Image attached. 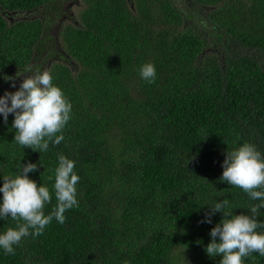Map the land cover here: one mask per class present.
<instances>
[{
	"label": "trees",
	"instance_id": "trees-1",
	"mask_svg": "<svg viewBox=\"0 0 264 264\" xmlns=\"http://www.w3.org/2000/svg\"><path fill=\"white\" fill-rule=\"evenodd\" d=\"M55 1L0 0V97L32 66L72 105L64 141L41 153L16 144L14 115H0V187L33 163L29 178L51 192L63 154L78 207L14 255L0 249V264H220L205 249L223 215L201 223L208 206L228 199L226 211L247 215L260 202L221 177L227 151L251 143L264 156V0H81L60 27L38 15ZM55 205L53 192L45 214Z\"/></svg>",
	"mask_w": 264,
	"mask_h": 264
},
{
	"label": "clouds",
	"instance_id": "clouds-1",
	"mask_svg": "<svg viewBox=\"0 0 264 264\" xmlns=\"http://www.w3.org/2000/svg\"><path fill=\"white\" fill-rule=\"evenodd\" d=\"M24 73L26 78L19 89L0 97V115L5 124L9 114L14 115L12 128L15 129L16 144L41 153L47 151L50 144L57 146L64 141L62 133L71 119L72 105L63 91L53 84L49 71L27 66ZM139 74L147 83L155 82L156 69L152 63L142 65ZM5 80L14 81V78ZM15 86L13 82L12 87ZM37 167L33 163L20 164L14 177L4 176L2 179L0 221L11 219L15 222V227H8L0 234V249L6 255H14L15 246H19L25 238L42 235L53 219L64 224L65 212L78 207L76 185L80 177L74 170L75 161L58 154L51 192L47 186H38L29 178L28 174L36 172ZM222 168L221 181L239 188L251 200L260 202L249 205L250 214L247 215L226 211L228 199L208 206L210 212L205 214L201 223L211 224L215 213H222L223 219L211 229V242L205 251L210 258L222 257L220 264H244L245 258L254 253L264 257V232L257 231L264 229V221L258 220L260 209H264V156L253 144L244 143L227 151ZM53 192L56 205L46 215L44 210L52 202Z\"/></svg>",
	"mask_w": 264,
	"mask_h": 264
},
{
	"label": "rangeland",
	"instance_id": "rangeland-1",
	"mask_svg": "<svg viewBox=\"0 0 264 264\" xmlns=\"http://www.w3.org/2000/svg\"><path fill=\"white\" fill-rule=\"evenodd\" d=\"M81 7H82V3L80 0L78 4H77V0H56L54 3H52L45 9L41 8L39 10V14L38 13L37 14L39 15V17L43 18L44 20H48L47 18H49V20L54 21L55 18L58 17L60 19L57 20V23L63 19H64L63 20L64 23L67 22V20L73 22L77 18V13L81 9ZM23 79L24 78H20L17 82Z\"/></svg>",
	"mask_w": 264,
	"mask_h": 264
},
{
	"label": "flooded vegetation",
	"instance_id": "flooded-vegetation-1",
	"mask_svg": "<svg viewBox=\"0 0 264 264\" xmlns=\"http://www.w3.org/2000/svg\"><path fill=\"white\" fill-rule=\"evenodd\" d=\"M80 1H81V0H80ZM78 3H79V0H77V4H78ZM71 4H72V3H71ZM16 18H17V17H16ZM9 19H10V21H12V22L14 21V18H9ZM18 19H20V17H18ZM58 19H60V18H58V17L55 18V20H58ZM55 20L53 21V25L57 24V27H60V25L63 24V20H64V19L61 20V21H59L58 23H57V21H55Z\"/></svg>",
	"mask_w": 264,
	"mask_h": 264
}]
</instances>
